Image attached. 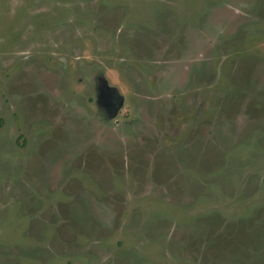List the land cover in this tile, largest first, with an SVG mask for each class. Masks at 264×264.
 I'll list each match as a JSON object with an SVG mask.
<instances>
[{
    "label": "rangeland",
    "instance_id": "374dc122",
    "mask_svg": "<svg viewBox=\"0 0 264 264\" xmlns=\"http://www.w3.org/2000/svg\"><path fill=\"white\" fill-rule=\"evenodd\" d=\"M0 264H264V0H0Z\"/></svg>",
    "mask_w": 264,
    "mask_h": 264
}]
</instances>
